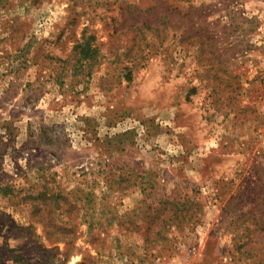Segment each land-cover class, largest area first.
<instances>
[{"label":"rangeland","instance_id":"374dc122","mask_svg":"<svg viewBox=\"0 0 264 264\" xmlns=\"http://www.w3.org/2000/svg\"><path fill=\"white\" fill-rule=\"evenodd\" d=\"M4 185L0 264H264V0H0Z\"/></svg>","mask_w":264,"mask_h":264},{"label":"trees","instance_id":"16d2710c","mask_svg":"<svg viewBox=\"0 0 264 264\" xmlns=\"http://www.w3.org/2000/svg\"><path fill=\"white\" fill-rule=\"evenodd\" d=\"M84 40L86 42L88 38L83 39V41ZM79 50L80 55L83 54L84 56L83 59H87L89 61V65H91V63L95 64L99 62L100 55L97 48L92 47L91 45H88L86 43H77V45L73 47L72 52L78 53ZM72 52L71 55H68L65 60H63L66 61L70 59V57L72 56ZM127 78L129 79L128 75ZM7 190H11L9 185H4L0 187V192L3 196L6 195ZM27 199H31L32 206L34 209L37 208L35 202H47L45 191L39 192L36 195L29 194L28 197L25 198V200ZM49 199L54 202V206L56 207V209L64 208L65 203L67 201V198L64 195H51ZM179 204L185 206V203H180L178 201H175L174 199H166L165 201L161 202L159 206H154L153 208H150V210L148 211V218L150 217V220L154 222V225H149V228L146 229V235H152L145 237V248L164 246V244L168 240L166 234L168 225L176 224L177 226H180L183 225L185 222H190L197 217L193 213L187 214L185 208L178 207ZM187 204H189L190 207L195 208V211H199L201 208L199 202L191 201L190 203V201L187 200ZM40 206L45 207L42 205V203ZM36 210L40 211L39 208H37ZM165 211H167L168 214H165ZM46 227L55 229L57 234H59L58 238L60 240L64 242L71 241L72 237H69L68 231L64 228H61L57 225H46ZM17 259H20V257H17Z\"/></svg>","mask_w":264,"mask_h":264}]
</instances>
